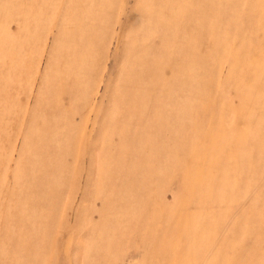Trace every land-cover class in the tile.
I'll use <instances>...</instances> for the list:
<instances>
[{"label": "rangeland", "instance_id": "1", "mask_svg": "<svg viewBox=\"0 0 264 264\" xmlns=\"http://www.w3.org/2000/svg\"><path fill=\"white\" fill-rule=\"evenodd\" d=\"M0 264H264V0H0Z\"/></svg>", "mask_w": 264, "mask_h": 264}]
</instances>
